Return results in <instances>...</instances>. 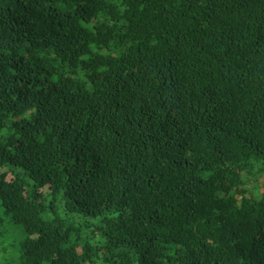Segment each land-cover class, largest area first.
Wrapping results in <instances>:
<instances>
[{
  "label": "trees",
  "instance_id": "trees-1",
  "mask_svg": "<svg viewBox=\"0 0 264 264\" xmlns=\"http://www.w3.org/2000/svg\"><path fill=\"white\" fill-rule=\"evenodd\" d=\"M253 164L264 0H0V264H264Z\"/></svg>",
  "mask_w": 264,
  "mask_h": 264
},
{
  "label": "rangeland",
  "instance_id": "rangeland-1",
  "mask_svg": "<svg viewBox=\"0 0 264 264\" xmlns=\"http://www.w3.org/2000/svg\"><path fill=\"white\" fill-rule=\"evenodd\" d=\"M241 187L246 189L249 193L264 192V179H257L256 171H252L244 175L242 179ZM39 192L44 194L42 195V199H48V195H46L47 192L50 193V189L48 186L43 187L42 189L39 190ZM55 199H64V198L61 195ZM17 238L21 239L20 232L17 233Z\"/></svg>",
  "mask_w": 264,
  "mask_h": 264
},
{
  "label": "clouds",
  "instance_id": "clouds-1",
  "mask_svg": "<svg viewBox=\"0 0 264 264\" xmlns=\"http://www.w3.org/2000/svg\"><path fill=\"white\" fill-rule=\"evenodd\" d=\"M253 166H254V167L252 168V171H256V172H257V171H258V170H257L258 168L256 167L255 164H253ZM252 171H251V172H252ZM248 173H250V171H244V172H242V173L240 174L241 183H242V179H243L244 175H245V174H248ZM241 188H242V187H241ZM242 189L245 190V191H247V190L244 189V188H242ZM247 192H248V191H247ZM261 193H263V192H261ZM261 193H259V192H258V193H249V192H248V197H249V196H252V195H258V194H261ZM63 198H64V197H63ZM64 199H65V198H64ZM59 200L61 201L62 199H59ZM62 203H63V202H62ZM63 204H64V203H63ZM114 259H115L116 262H117V258H114ZM167 263H168V262H164L163 264H167Z\"/></svg>",
  "mask_w": 264,
  "mask_h": 264
}]
</instances>
